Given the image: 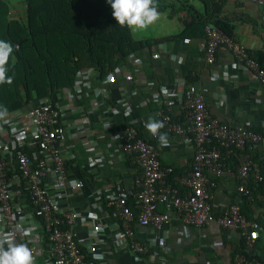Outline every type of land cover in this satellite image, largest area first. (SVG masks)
Segmentation results:
<instances>
[{"label": "crops", "instance_id": "0c3cea01", "mask_svg": "<svg viewBox=\"0 0 264 264\" xmlns=\"http://www.w3.org/2000/svg\"><path fill=\"white\" fill-rule=\"evenodd\" d=\"M7 1L11 17L23 15V0ZM20 1L22 6H19ZM167 2L169 6L164 11H157L160 17L154 22L162 21L157 31L149 35L141 32L137 38L134 37L138 40L150 39L151 45L131 54L102 80L97 78L95 72L90 73V88L82 89L73 100L78 111H69L66 116L74 120V123L66 127L67 136L64 140L68 179L76 181L79 188L71 190L69 186L66 187L61 203L86 216V222L78 220L73 225V231L82 250L97 263L230 264V258L241 244L237 231L223 228L214 222L202 227L186 226V234L177 239V232L184 230V225L173 215L168 230L143 227L136 220L133 221L132 228L137 240L144 243L154 240L146 253L135 255L125 248H114L112 237L117 233L116 220L106 207V195L131 192L132 181L137 173L131 157L116 148L115 133L120 130V126L124 123L134 125L140 135L151 139L162 165L172 167L173 174L181 175L191 168L193 147L186 135H167V146H161L158 138H152L144 126L149 118L157 120L156 110L159 105L147 100L157 87L164 85L169 91L180 94L189 84H194L196 89L204 90L207 108L212 116L230 125L248 124L264 134V127H261L264 124V87L255 74L237 63L232 53L224 47L217 49L213 65L205 63L202 59L204 35L177 37L187 18V12L182 6H194L202 11L201 3L198 0ZM220 17L228 21L232 26V37L245 45L252 56L257 52H264V0H227ZM186 38L187 42L184 41ZM233 63L237 64L236 67L232 66ZM220 70L226 72L228 77L221 76ZM214 71L219 74L217 78L212 74ZM57 99L60 105L68 103L64 91L58 94ZM124 99H128L127 105L123 104ZM95 105L97 113H87ZM109 106H116L120 111L127 108L129 114L125 117L113 115ZM166 110L172 115H180L175 106ZM105 122L109 125L107 129L103 127ZM17 124L20 125V122L17 121ZM4 125L0 118V142L8 143L10 136ZM78 126H82L83 131ZM86 140L94 144L89 151L83 145ZM239 156L240 153H237L228 158L229 164L236 166ZM89 157L99 158L96 166H88ZM253 157L258 167L264 168V144L256 147ZM215 181L213 199L220 209L238 201L241 208L244 205L245 214L259 223L255 250L264 260V197L257 194L254 200L252 197L251 200L244 201V196L237 191L235 179L222 176L215 178ZM21 189V181L12 184L15 192L11 200L17 210L16 215L32 219V208ZM92 218H95L97 227L102 228L104 244L99 245L98 237L90 234L89 221ZM35 224L38 226L36 222ZM89 245L93 246L90 251ZM37 246L40 253L33 256V264H50L48 243L38 241Z\"/></svg>", "mask_w": 264, "mask_h": 264}, {"label": "built area", "instance_id": "2783aa9c", "mask_svg": "<svg viewBox=\"0 0 264 264\" xmlns=\"http://www.w3.org/2000/svg\"><path fill=\"white\" fill-rule=\"evenodd\" d=\"M219 47L230 51L234 60L252 71L264 87V69L245 45L219 27L206 24L203 61L213 65ZM236 65L232 64L233 67ZM220 71L221 76L228 77L226 72ZM92 72L94 70L91 67L83 68L77 73L74 85L63 90L67 105H60L57 101L54 104L40 101L34 107L12 111L1 118L10 141L0 142V239L10 235L14 243L25 244L33 256L40 253L38 241H45L49 247L50 264H101L87 256L73 231V225L78 220L86 222V216L61 203L66 187L69 186L71 190L79 188L76 181L68 179L64 140L67 136L66 127L74 120L66 116L69 111H78L73 100L82 89L90 88L89 74ZM212 74L216 78L219 76L217 71ZM147 100L159 105L156 110L157 121L163 124L159 132L186 135L193 147L191 168L181 175L173 174L172 167L162 165L151 139L140 135L134 125L124 123L120 126V130L115 133L116 148L131 157L137 173L132 181L131 192L106 195V207L116 220L117 233L112 237L114 248H125L135 255L146 253L154 240L144 243L136 239L132 228L135 218L140 226L168 230L174 215L184 225V230L177 232V239L186 234V226L202 227L214 222L237 231L243 241V249L233 253L230 264H264L255 250L259 223L242 213L238 201L220 209L212 193L216 186L215 178L228 176L237 181L239 194L248 200L252 199L250 182L257 183L263 179L253 154L256 147L264 144V134L248 124L230 125L212 116L207 108L204 90L196 89L194 84H189L180 94L161 85ZM122 102L127 105L128 99ZM174 106L180 115H172L166 110ZM96 107H90L87 113H97ZM109 110L113 115L125 117L129 114L127 108L120 111L116 106H109ZM17 121L20 125H16ZM107 123H103L104 129L109 128ZM78 128L83 131L82 126ZM83 145L87 151L94 146L87 140ZM237 153L240 156L236 166L226 163L225 158ZM98 161L99 158L89 157L87 164L94 167ZM170 174H173L179 187L167 181L166 176ZM15 181H21V190L32 208V219L16 215L17 210L11 200ZM180 188L185 191L180 192ZM129 197L132 206L128 203ZM132 209H135L136 217ZM94 219L89 221L90 234L97 236L98 244L101 245L105 243L102 228L97 227ZM29 220H34L38 226ZM25 231L28 235L24 234ZM92 247L89 245V251Z\"/></svg>", "mask_w": 264, "mask_h": 264}, {"label": "trees", "instance_id": "16d2710c", "mask_svg": "<svg viewBox=\"0 0 264 264\" xmlns=\"http://www.w3.org/2000/svg\"><path fill=\"white\" fill-rule=\"evenodd\" d=\"M23 1V15L16 18L10 16L8 1L0 0V41L9 43L13 49L5 65V78L0 80V118L40 101L54 104L58 94L74 85L77 73L83 68H93L97 78L102 80L131 54L152 43L150 39H135L127 26L116 25L105 0ZM198 1L202 11L194 6H182L187 18L177 37L203 36L206 24L233 36L232 26L220 17L227 0ZM153 5L157 11H164L169 3L153 0ZM252 57L264 69V52ZM228 158H225L226 163H229ZM260 170L262 181L249 184L253 200L257 194L264 197V168ZM172 176L170 174L167 181L179 187ZM183 191L185 189L180 188V192ZM128 203L132 206L131 197ZM132 210L136 217L135 209ZM242 213L249 218L244 205ZM243 247L241 240L235 252Z\"/></svg>", "mask_w": 264, "mask_h": 264}, {"label": "clouds", "instance_id": "9594fccd", "mask_svg": "<svg viewBox=\"0 0 264 264\" xmlns=\"http://www.w3.org/2000/svg\"><path fill=\"white\" fill-rule=\"evenodd\" d=\"M105 2L110 6L116 25L127 26L132 30H142L158 17L153 0H105ZM12 51L9 43L0 41V80L5 78L7 72L5 65ZM7 79L10 80V77ZM144 126L152 136L158 137L161 146H167L166 133L158 131L163 127L162 122L149 118ZM24 234L28 235V232L25 231ZM0 264H33V255L25 244L14 243L10 235H4L0 239Z\"/></svg>", "mask_w": 264, "mask_h": 264}, {"label": "rangeland", "instance_id": "374dc122", "mask_svg": "<svg viewBox=\"0 0 264 264\" xmlns=\"http://www.w3.org/2000/svg\"><path fill=\"white\" fill-rule=\"evenodd\" d=\"M22 6V2H19V6ZM20 13H22V9L20 10ZM160 17V16H158ZM160 20V19H159ZM162 24V21H157V22H153L151 23L149 26H147L146 28L142 29V30H132L133 33V37H138V34L141 32H145L147 35H149L150 33H154L155 31H157V29L159 28V26Z\"/></svg>", "mask_w": 264, "mask_h": 264}]
</instances>
